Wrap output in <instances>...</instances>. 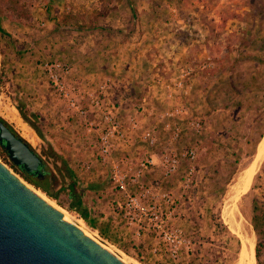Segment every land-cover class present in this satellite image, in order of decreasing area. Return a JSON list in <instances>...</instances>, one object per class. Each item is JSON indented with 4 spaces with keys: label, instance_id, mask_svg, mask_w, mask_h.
<instances>
[{
    "label": "crops",
    "instance_id": "0c3cea01",
    "mask_svg": "<svg viewBox=\"0 0 264 264\" xmlns=\"http://www.w3.org/2000/svg\"><path fill=\"white\" fill-rule=\"evenodd\" d=\"M220 1L223 3V0ZM233 1L238 3L237 0H227V4L232 7L231 11L241 17L229 16L226 24L233 28H246V33L242 31V34H246L251 40L249 45L241 50L244 54L243 59L235 60L236 64L234 62L221 71L196 74L192 79L193 89L186 97L178 95L166 99L156 80L173 76L180 66L191 63V60L209 58L210 55L217 56V50L215 46L209 51L201 49L193 53L191 46L186 44V41H190L191 35L184 34L186 36L182 41L176 38L170 27L172 23L168 21L137 20L135 31L127 34L128 36L124 34L126 28L116 36L91 33L78 38L80 32L74 28H69L71 31L67 33L64 32L66 28L54 30L49 36L52 44L59 49L66 43L63 52H67L65 61L73 66L71 77L78 78L86 90H95L102 82L110 80L111 87L106 91L104 100L120 119L127 120L130 115L138 118L140 128L133 134L135 142L139 141L141 133L148 127H156L158 139H167L169 125L178 122L179 119H162L161 113L181 103L190 108L192 115H201L205 118L195 179L186 191L181 189L179 183V176L188 167L187 158L182 152L194 140L190 135L193 132L188 129L186 122H179L184 130L177 143L179 168L167 178L158 166L165 140L161 148L132 146L126 150L135 159L133 164L151 158L154 165L144 174L142 181L161 183L162 188L171 191L180 204L178 214L171 223L184 229L186 237L191 242V248L189 252L182 253L179 261L175 262L169 258L165 247L157 242L152 232L144 231L137 237L134 231L128 229L119 209V204L124 201V195L116 186V191H111L106 196L107 202L113 206L104 205L102 208L99 207V210L94 201H88L83 191L78 189L77 196L86 213V217L83 218L117 248L132 251L140 264H222L224 255L228 252V247L223 243L227 242V238L207 217V210L211 206L214 194L204 188L226 185L225 176L233 170L237 158L249 151L248 141L252 142L257 138V131L264 123V20L256 18L254 24H251L247 20L252 7L250 1L238 6ZM220 5L217 2L214 6L213 21L209 19L196 21L200 30L202 25L209 23L210 26H216L215 31H218L219 23L223 21L219 15ZM187 24H190V21L184 22V25ZM139 27L142 31L141 36L136 33ZM232 31L234 29L230 30ZM176 40L181 42L182 46H178ZM196 42H199L197 38L193 43ZM235 53L237 50L232 51L230 55ZM238 56L239 54H236L233 57L238 59L236 58ZM63 59L53 58L51 61ZM38 66L42 76L27 82V87L34 91V96L27 103L26 111L31 120L33 119L30 113L39 115L36 121H33L39 129L40 136L59 139L66 135L71 141L88 139L91 142L94 135L83 134L81 120L65 110L63 101L43 75L41 63ZM84 103L88 104V101L85 100ZM75 149L74 146L68 148L69 151ZM68 198L69 203L77 200L76 198L72 200L69 195Z\"/></svg>",
    "mask_w": 264,
    "mask_h": 264
},
{
    "label": "rangeland",
    "instance_id": "374dc122",
    "mask_svg": "<svg viewBox=\"0 0 264 264\" xmlns=\"http://www.w3.org/2000/svg\"><path fill=\"white\" fill-rule=\"evenodd\" d=\"M237 1L238 3L233 1L236 6L250 1L252 7L248 12L247 20L251 24H254L256 18L264 20V0ZM217 2L221 4L219 15L223 19L219 23L218 31H215L216 26H210L209 23L202 25V30H200L199 23L196 21L200 19L213 21L215 18L214 6ZM231 8L230 4H227V0H223V3L220 0H0V24L10 34L9 36L0 35V118L8 122L40 156L45 168L49 167L52 170L54 175L53 192L57 193V197L50 196L41 188L24 179L20 172L12 166L13 162L1 143L0 159L30 188L40 195L42 194L43 197L45 196L52 204H56L57 206H55L60 210H64L72 223L101 242L126 264L140 263L132 251L117 248L109 239L93 229V226L83 218L81 213L72 210L69 206L68 184L70 178L64 169V164L72 170L77 189L83 191L88 201H94V205L98 206L97 210L104 205L113 206L107 202L106 196L111 191H116L117 188L112 181V173L109 172V168L98 160L96 155L97 138L92 137L91 142L88 139L77 142L76 140L71 141L66 135L59 139L41 137L35 124L39 115L30 113L31 118L35 121L27 115L26 105L34 96V91L27 87V82L42 76L38 66L42 62L51 61L53 58H64V61L60 62L68 63L65 61L67 52H63L66 43L59 49L49 39L54 30L66 28L64 32L67 33L71 31L69 28H74L80 32L78 38H82L91 33L116 36L126 28L127 31L124 34L129 35L130 32L135 31L137 20L154 19L172 23L171 30L181 41L186 35H191V39L188 38L190 41H185L189 47L191 46L193 53L201 49L209 51L216 46L217 56L197 58L191 60V63L188 62L180 66V68L191 66L196 70L189 80L191 82V88L187 94L189 96L193 89L192 79L196 74L221 71L234 62L236 64L235 60L243 59L244 54L241 50L245 49L244 47H247L251 40L246 37V34H242V31L246 33V28L227 26L226 19L236 15L234 11L230 10ZM188 21L190 24L184 25V22ZM194 22H196L195 25ZM231 29L234 31L230 32ZM138 30L136 33L141 36V28L139 27ZM184 34L186 35L184 36ZM195 38L199 42L193 43ZM177 42L178 46H182L181 42ZM234 50H237V53L230 55ZM236 54H239L236 57L238 59L233 57ZM160 63L163 65L162 62ZM202 63L208 65L203 69L199 68ZM176 74L177 72L173 76ZM156 84L161 88L157 80ZM56 97L58 98V96ZM189 111L192 115L190 108ZM22 113L28 121L23 118ZM192 116L203 117L201 115ZM180 121L186 122L185 119L179 120L178 124ZM204 128L201 133H195L188 128L193 132L190 134L194 138L191 144L194 143L198 146V153L202 145L200 138ZM182 133H184L183 129ZM257 134L256 139H253L252 142L248 141L249 151L237 158L235 167L225 176L226 185L204 188L214 194L211 206L207 210V217L227 238V242L223 241V243L228 247V252L224 255L222 264H264V157L254 160L255 163L252 165L257 145L260 147L261 138L264 135V123ZM140 138L136 142L132 140L126 150L132 146L161 148L163 141L166 142L168 139H158L156 144L150 145ZM54 142L55 144H53ZM69 146L70 148L74 146L76 149L69 151ZM261 155L262 150L255 159ZM114 156H125L131 163L135 162V159L127 151H115ZM87 161L92 162V168L89 171L82 168L83 163ZM187 161L189 165V160L187 159ZM196 162L197 159L195 166ZM184 173L179 176V183ZM239 179L240 187L237 189L235 199L234 185L239 182ZM189 188L181 187L184 191ZM247 242L253 247L254 258L250 263L245 253Z\"/></svg>",
    "mask_w": 264,
    "mask_h": 264
},
{
    "label": "built area",
    "instance_id": "2783aa9c",
    "mask_svg": "<svg viewBox=\"0 0 264 264\" xmlns=\"http://www.w3.org/2000/svg\"><path fill=\"white\" fill-rule=\"evenodd\" d=\"M208 64L202 63L199 68ZM43 74L57 95L63 101L65 110L81 120L83 134L94 135L97 138L99 162L109 168L114 185L123 193L124 201L119 204L121 216L128 229L139 237L142 232L150 231L157 242L165 247L172 261H179L182 253L189 252L191 242L186 237L184 229L171 222L177 216L179 204L169 190L163 189L161 183H144L142 177L154 165L151 158H145L133 164L125 156H114L115 151H126L133 140V134L140 128V122L135 115L122 120L104 100L106 91L111 87L110 80L102 82L95 90H86L78 78L71 77L72 65L60 61H45L41 64ZM191 66L179 68L177 74L170 78L157 79L166 99L175 96L186 97L195 73ZM85 100L88 104H85ZM162 119L186 120L187 127L195 133H201L205 120L200 116L190 115L185 104L171 107L161 113ZM169 136L164 144L158 166L165 178L176 173L180 165L177 143L182 134V127L176 121L169 125ZM144 142L156 144L157 129L148 127L141 133ZM189 160V165L180 179V186L189 188L195 175V161L198 156V146L191 144L183 151ZM82 168L89 171L92 162H84Z\"/></svg>",
    "mask_w": 264,
    "mask_h": 264
},
{
    "label": "water",
    "instance_id": "95a60500",
    "mask_svg": "<svg viewBox=\"0 0 264 264\" xmlns=\"http://www.w3.org/2000/svg\"><path fill=\"white\" fill-rule=\"evenodd\" d=\"M0 143L15 165L28 172L45 170L40 156L1 119ZM0 264L126 263L67 220L0 159Z\"/></svg>",
    "mask_w": 264,
    "mask_h": 264
},
{
    "label": "trees",
    "instance_id": "16d2710c",
    "mask_svg": "<svg viewBox=\"0 0 264 264\" xmlns=\"http://www.w3.org/2000/svg\"><path fill=\"white\" fill-rule=\"evenodd\" d=\"M0 35H10L8 32H6V30L1 26L0 24ZM23 118L27 120L26 116L22 113ZM1 119V118H0ZM2 122L18 137L19 134L14 130V128L5 120L1 119ZM24 140V139H23ZM12 166L14 168H16L20 174L22 175V177L24 179H26L28 182L34 184L35 186L41 188L43 191H45L46 193H48L50 196L53 197H57V193L53 192V188H54V175L52 170L48 167L45 168V170L42 173L39 172H28L26 170H24L23 168H21L18 165H15L14 163H12ZM64 169L66 170V173L68 175V177L70 178V182L68 184V195L69 197L72 198V200L74 198H76L77 200H73L71 203H69V206L72 210H75L76 212H79L82 214V216L86 217V213L84 212L82 206H81V200L79 198L78 193V189H77V184L74 180V174L72 172V170H70L69 168L66 167V165L64 164Z\"/></svg>",
    "mask_w": 264,
    "mask_h": 264
},
{
    "label": "bare ground",
    "instance_id": "6f19581e",
    "mask_svg": "<svg viewBox=\"0 0 264 264\" xmlns=\"http://www.w3.org/2000/svg\"><path fill=\"white\" fill-rule=\"evenodd\" d=\"M262 140V141H261ZM260 141H261V144H260V147L259 146H257V148H258V150H257V154L255 155V157L258 155V153L260 152V150H262V155L260 156V157H258V158H256V159H254V160H259V159H261L262 157H264V136H263V139H261ZM259 144V143H258ZM255 163V161L252 163V165ZM250 167V166H249ZM253 175V174H252ZM251 175V176H252ZM241 179V178H240ZM240 179H239V182L238 183H236L235 185H234V191H235V199H236V193H237V189L240 187ZM244 180V179H243ZM242 180V181H243ZM241 181V182H242ZM39 196H41L45 201H47L49 204H51L53 207H55L56 209H58L61 213H62V215L67 219V220H69L68 218H67V216H66V214L64 213V210L62 211V210H60L59 208H57L54 204H52L50 201H48L46 198H45V196L43 197L42 196V194L40 195L37 191H35ZM232 217H233V210H232ZM70 221V220H69ZM71 222V221H70ZM239 226V228H240V225H238ZM107 248V247H106ZM108 249V248H107ZM249 249H250V251H249ZM109 250V249H108ZM245 253L247 254V257L249 258V263L252 261V258H254L253 257V247L250 245V243L249 242H247L246 243V245H245Z\"/></svg>",
    "mask_w": 264,
    "mask_h": 264
}]
</instances>
